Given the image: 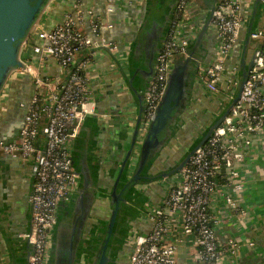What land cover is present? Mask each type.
Segmentation results:
<instances>
[{"label":"built area","instance_id":"obj_1","mask_svg":"<svg viewBox=\"0 0 264 264\" xmlns=\"http://www.w3.org/2000/svg\"><path fill=\"white\" fill-rule=\"evenodd\" d=\"M84 1L76 0L72 10L65 13L63 22L55 28L38 25L34 33L41 45L34 46L33 53L39 59L26 62L24 70L15 72L0 95L1 119L7 112L14 81L27 79L33 83L30 102L21 105L22 125L11 139L0 141V155L19 157L29 164L32 172L31 229L23 235L32 246L29 264H47L59 207L71 200L80 185L72 145L86 118L100 115L90 85L89 67L102 50L115 55L120 49L119 45L103 38L104 27L97 18L89 15L87 21L81 9ZM104 1L109 6L116 2ZM196 1L180 0L177 4L144 96L139 143L157 117L175 56L189 57L194 37L192 32L186 33V19L190 5ZM255 1L223 0L214 7L211 23L218 38L217 48L210 63L198 64V78L206 89L213 94L224 92L229 100L234 95L238 73H230L226 79V62L233 57L248 28L250 5ZM88 26L94 38L85 33ZM250 41L264 42V21L250 34ZM81 52L87 55L78 60ZM121 57L122 68L128 70V56L120 54L117 59ZM49 61L58 66L56 75L41 71L40 67L44 68ZM252 61L240 98L228 116L182 171L161 181L165 191L161 202L146 205L142 220L150 223L151 229L146 234L131 236L127 264H178L180 245L185 242L194 251L193 264H225L229 257L238 259L246 251L247 246L235 239L226 243L219 241L215 230L219 214L213 210L221 200L226 213L232 219L241 220L244 212L238 195L246 184L243 170L251 161L250 152L256 144H264V47L255 49ZM248 245L255 248L251 242Z\"/></svg>","mask_w":264,"mask_h":264},{"label":"crops","instance_id":"obj_2","mask_svg":"<svg viewBox=\"0 0 264 264\" xmlns=\"http://www.w3.org/2000/svg\"><path fill=\"white\" fill-rule=\"evenodd\" d=\"M75 2L76 0H53L40 23L46 29H53L60 25L65 13L72 10ZM214 3L211 0H197L188 9L186 33L192 32L194 37L189 47V53L194 54L190 61L193 66L201 61L210 63L217 48L216 30L209 20ZM148 4L149 0H116L112 6H109L104 0H86L81 7L87 21L90 15L97 18L103 25V38L120 47L115 55L102 50L89 67L90 85L97 103L96 111L100 115L86 118L78 139L72 145L73 158H75L73 162L78 165L80 171L83 169L89 176V190L94 191L96 195L91 207L90 219L86 222L80 239L81 264H85L87 250H92V257L98 254L100 258L97 247L100 242L96 235L99 221L96 216V204L109 200L103 195L105 192L110 193L129 150L140 110L139 96L148 86L150 55L145 49L155 42L152 36L149 37L152 23L160 21L157 15L149 14ZM250 6L252 7L251 17L255 2ZM146 20H148L147 23H145ZM261 21H264V12L255 28H258ZM109 25H112V28H107ZM84 30L86 34L94 38L89 26ZM203 30L204 34H202ZM166 31L167 28H165V33ZM201 35L203 38L199 42ZM245 38L246 31L243 32L233 57L226 62V79L230 73H238L244 53ZM38 45H41V42L37 39L36 33H33L23 49L22 58L26 62L39 59L33 53V47ZM262 47H264L263 41L254 43L249 40L246 62L250 63L255 49ZM120 54L127 55L130 59L132 67L130 72L122 68V57L117 59ZM185 60L184 57L175 56L172 70L179 68ZM40 68L44 74L56 75L59 71L58 66L52 61L47 62L44 68ZM186 78L187 83L190 78L193 81L191 82L192 93L189 106L181 115L180 122L177 121L174 126V136L160 151L158 159L148 174H157L176 166L193 144L201 139L205 129L230 101L225 97L224 92L217 94L209 92L199 80L195 69L190 70ZM12 87L11 95L13 94L14 100L8 101L7 111L9 112L14 106L15 109L22 111L21 105L30 102L34 90L33 83L27 79H16ZM225 87L226 82L223 84L224 89ZM8 112L2 115L0 122L5 119ZM103 115L106 117L103 118ZM23 116L24 111L20 119L14 123L21 126ZM19 128L12 129L11 127L8 133L0 136V141L11 139ZM11 130L12 136L7 137ZM163 151L166 152L165 155H162ZM250 158L251 161L243 170L246 184L238 195L244 216L241 220L232 219L226 213L221 200L216 202L217 209L213 210V213L219 214V222L215 226L219 241L226 243L230 239H235L245 247L247 246L240 258L229 257L225 264H264L263 142L256 144L250 152ZM165 163L168 166L166 168L163 167ZM136 189L134 202L159 204L165 197L161 181L150 185H139ZM32 190L33 178L29 164L17 156L0 155V264H29L31 247L23 235L30 231L29 198ZM72 199L71 202L61 204L58 211V221L66 234L67 231L72 232L76 219L81 215L78 213L81 212L79 202H85L80 192L74 194ZM130 228L131 235L146 234L150 231L151 225L138 218L131 222ZM127 239L125 234L117 236L115 250L117 253L114 254L112 264L128 263L131 249L127 245ZM248 242L255 244V248H250ZM193 253L188 242L182 243L177 256L178 264H193Z\"/></svg>","mask_w":264,"mask_h":264},{"label":"water","instance_id":"obj_3","mask_svg":"<svg viewBox=\"0 0 264 264\" xmlns=\"http://www.w3.org/2000/svg\"><path fill=\"white\" fill-rule=\"evenodd\" d=\"M52 2L53 0H0V95L8 84L11 76L15 72L25 69L26 61L22 58L24 46L28 42L30 36L35 32ZM175 8L176 6H174V10ZM213 9L214 8H212L210 11L209 20H212ZM263 12L264 0H256L252 15L250 17L249 25L246 30L245 48L237 74V85L233 97L230 99L224 110L205 129L201 139L193 144L185 157L179 161L176 166L165 171L158 172L157 174H148V172L154 166L160 151H162V149L168 145L170 139L174 136V126L176 125L177 121L180 120L184 110L189 106L192 93L191 82L193 81H191L190 78V84L187 83L188 80L186 76L192 69H195L198 74L199 62L194 64V66L190 64V61L194 56V54L190 52L189 57L185 60V62L179 68L172 70L167 91L158 109L157 117L150 125L143 141L139 143L138 136L141 118L144 111V96L149 88L154 70L152 64L156 60L159 48L167 36L168 28L171 26L173 20V14L171 13L164 22L160 21L152 23L149 37L152 36L155 42L150 46L148 45V47L145 49L150 55L149 73L147 74L148 86L142 95L139 96L140 110L136 120V127L129 150L121 164L119 174L112 190L110 193L108 192L109 194L107 193V196L110 198L109 200H111L110 202H113L115 205L114 218L108 227V231L105 233L106 237H103L104 239L101 242L104 244V246L101 251L102 253H100V258L98 257V254L92 257L91 250H87L86 252L84 251L86 255L85 264H112V261L114 260V254L115 252L117 253V251H115L117 241L116 234H118L123 225L121 224L120 220L117 221L120 203L127 201V197L130 196V191L131 193L132 191L134 193L137 192L136 186L145 184L150 185L151 183L155 182L157 183L164 179H169L178 172L182 171L193 154L208 142L215 129L219 127L224 119L228 116L231 108L239 100L244 84L253 66V61L250 63L246 62V51L250 40V34L256 29L255 27L257 26L260 16ZM149 14L152 16V10L149 11ZM147 22L148 20L145 21V23ZM165 28H167L166 33ZM202 34H204V30L202 31ZM202 38L203 36L201 35L199 42H201ZM128 60V70L130 72L132 67L130 59ZM18 127H20L19 124L14 123L12 129ZM11 136L12 130L7 135V137ZM135 153H137L136 158ZM134 159L135 162L132 166V161ZM74 166L77 174L80 177V185L76 193L80 192L86 203L84 201L79 202V209L81 212L78 213L81 215L76 219V224L70 233L67 231L66 234L63 231L61 228V223H59L57 217V224L52 233V245L47 264H81V253L79 250L80 239L82 237V233H84L86 222L90 219V211L96 195L94 191L89 190V176L86 174V172H84L83 169L80 171L78 165L75 163ZM121 181L126 182L124 188L122 189L119 187ZM72 198L69 202L73 200ZM116 223L118 225L114 234L113 229ZM111 237L114 238L112 250L107 256L106 250ZM98 249H100V245L98 246Z\"/></svg>","mask_w":264,"mask_h":264},{"label":"flooded vegetation","instance_id":"obj_4","mask_svg":"<svg viewBox=\"0 0 264 264\" xmlns=\"http://www.w3.org/2000/svg\"><path fill=\"white\" fill-rule=\"evenodd\" d=\"M22 111L15 109V106L12 109H10L9 112L7 111L8 114L6 115L5 119L0 122V136L8 133L10 131L11 127H13V123L20 119ZM179 122H180V120H179ZM72 155H73V149H72ZM125 183L126 182L121 181L119 184V187L121 189L124 188ZM107 193L108 192H105V194L103 196L106 197ZM134 195H135V193L133 191L131 193V191H130V196L127 197V201L120 203V209H119V212L117 214V221L120 220L121 224H123V225H122L121 229L119 230L118 234H116V236L122 235V234L124 236V234H125V238H128L127 239L128 240V243H127L128 246L130 244V239L132 236L131 235L132 232L130 231L131 222L134 221L135 219L138 220V218H139V220L142 219V214H143V211L145 210L146 205L148 203H153V202H134L133 199L136 197V196L134 197ZM107 197L109 198V196H107ZM108 201L107 202H98L96 204V208H97L96 209V216L99 219L96 235H97V238L99 239L100 243L106 237L105 233H106V231H108V227L110 226V223L113 220L114 213H115V211H114L115 205L113 204V202H110L111 200H108ZM117 225H118L117 223L114 225V229H113L114 234L116 232ZM113 239L114 238L111 237L110 242L108 244V247L106 250L107 256L109 255V253L112 250ZM100 243L97 244V247L100 245V249L98 250V253H102L101 251H102V248L104 246V244H102V243L100 244ZM30 247H31V254H30V256H31L32 255V246L30 245ZM129 248H130V246H129ZM30 256H29V259H30Z\"/></svg>","mask_w":264,"mask_h":264},{"label":"trees","instance_id":"obj_5","mask_svg":"<svg viewBox=\"0 0 264 264\" xmlns=\"http://www.w3.org/2000/svg\"><path fill=\"white\" fill-rule=\"evenodd\" d=\"M180 0H149V9L152 10V15H157L161 22H164L168 16L172 13L174 15L176 8L174 10V6L177 7V4ZM214 4L213 7L222 3L223 0H211ZM159 21V22H160ZM171 26L168 28L167 34L170 31ZM86 53L81 52L78 55V60H82L86 57ZM182 58V56L178 55Z\"/></svg>","mask_w":264,"mask_h":264},{"label":"rangeland","instance_id":"obj_6","mask_svg":"<svg viewBox=\"0 0 264 264\" xmlns=\"http://www.w3.org/2000/svg\"><path fill=\"white\" fill-rule=\"evenodd\" d=\"M9 100H10V102H12L13 100H14V96H13V94L11 95V97L9 98ZM8 100V101H9ZM209 112L207 111V114H208ZM206 115H204V117H205ZM166 154V152H164L163 151V153H162V155H165ZM135 162V161H134ZM164 168H166V167H168L167 165H166V163L164 164V166H163ZM174 176H172V177H170V178H173Z\"/></svg>","mask_w":264,"mask_h":264}]
</instances>
